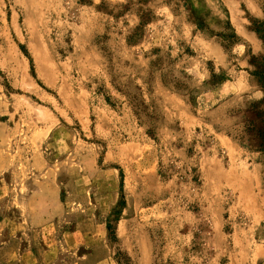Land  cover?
Listing matches in <instances>:
<instances>
[{"label": "rangeland", "instance_id": "374dc122", "mask_svg": "<svg viewBox=\"0 0 264 264\" xmlns=\"http://www.w3.org/2000/svg\"><path fill=\"white\" fill-rule=\"evenodd\" d=\"M264 0H0V264H264Z\"/></svg>", "mask_w": 264, "mask_h": 264}, {"label": "trees", "instance_id": "16d2710c", "mask_svg": "<svg viewBox=\"0 0 264 264\" xmlns=\"http://www.w3.org/2000/svg\"><path fill=\"white\" fill-rule=\"evenodd\" d=\"M256 137L261 142V149L264 150V132H257Z\"/></svg>", "mask_w": 264, "mask_h": 264}]
</instances>
